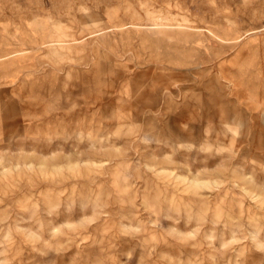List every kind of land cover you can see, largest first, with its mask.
<instances>
[{"label": "rangeland", "instance_id": "1", "mask_svg": "<svg viewBox=\"0 0 264 264\" xmlns=\"http://www.w3.org/2000/svg\"><path fill=\"white\" fill-rule=\"evenodd\" d=\"M0 264H264V0H0Z\"/></svg>", "mask_w": 264, "mask_h": 264}]
</instances>
